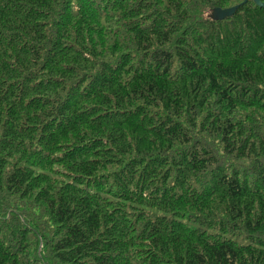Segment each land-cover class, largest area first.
Returning <instances> with one entry per match:
<instances>
[{"label": "trees", "instance_id": "1", "mask_svg": "<svg viewBox=\"0 0 264 264\" xmlns=\"http://www.w3.org/2000/svg\"><path fill=\"white\" fill-rule=\"evenodd\" d=\"M0 264H264V8L0 0Z\"/></svg>", "mask_w": 264, "mask_h": 264}, {"label": "water", "instance_id": "2", "mask_svg": "<svg viewBox=\"0 0 264 264\" xmlns=\"http://www.w3.org/2000/svg\"><path fill=\"white\" fill-rule=\"evenodd\" d=\"M249 1H252L257 6L264 8V2H262L261 0H244V3H248ZM238 8H239V6L229 8V9L217 8L213 11L212 18L214 20H220V21L226 20L228 18H231L236 13Z\"/></svg>", "mask_w": 264, "mask_h": 264}]
</instances>
